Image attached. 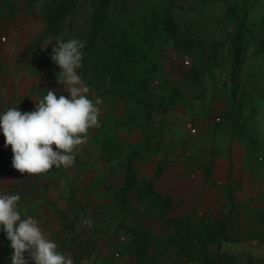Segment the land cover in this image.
Returning a JSON list of instances; mask_svg holds the SVG:
<instances>
[{
  "label": "rangeland",
  "instance_id": "obj_1",
  "mask_svg": "<svg viewBox=\"0 0 264 264\" xmlns=\"http://www.w3.org/2000/svg\"><path fill=\"white\" fill-rule=\"evenodd\" d=\"M10 8L42 30L36 39L43 55L53 47L44 49L48 41L86 42L80 69L89 92H121L103 130L109 148L102 161L93 160L83 175L51 170L55 178L43 181L41 198L29 207L58 251L74 264H264V192L242 199L224 188L215 198L174 206L140 180L128 186L119 157L129 150L137 171L147 155L169 154L178 119L172 112L212 98L228 101L225 128L261 144L264 0H0V12ZM20 52L4 62L22 68L30 58ZM4 103L0 98V114ZM93 141L89 130L85 150L96 148ZM14 179L6 174L4 189ZM114 191L130 199L123 214ZM88 219L92 227L83 223ZM3 240L11 248L6 234Z\"/></svg>",
  "mask_w": 264,
  "mask_h": 264
},
{
  "label": "crops",
  "instance_id": "obj_2",
  "mask_svg": "<svg viewBox=\"0 0 264 264\" xmlns=\"http://www.w3.org/2000/svg\"><path fill=\"white\" fill-rule=\"evenodd\" d=\"M25 18V12L19 15L11 8L10 11L0 12V39L2 36L9 38L6 46L0 42V98L7 109L10 105L18 107L21 112H31L35 110L36 99H42L48 90H55L57 97L70 94L57 81V73L61 71L59 66L54 62L49 64L52 49L46 55L41 54L42 43L38 44L36 37L42 30H34L30 23L26 25ZM19 51L24 58H30L25 66L21 68L16 63L4 62L5 55H16ZM38 57L42 60L37 62ZM77 71L82 77L81 69ZM88 95L93 101L97 98L102 100L99 126L90 129L96 148L90 146L85 150L83 145L80 146L76 150L74 165L66 169L82 175L93 160L102 161L105 151L101 135L118 103L117 97L110 93L101 96L89 92ZM227 104L226 98H212L210 103L204 101L190 110H174L172 115H177L178 119L173 131V150L167 155H147L137 166L139 177L148 179L153 191L168 198L172 205H194L207 198H215L224 188H232L242 199L257 197L264 192V99L257 113L263 141L256 145L234 136L224 127L221 120ZM218 117L220 121H217ZM192 128H196L195 133ZM129 153V150L126 152L123 149L120 157L123 162L130 156ZM54 169L57 168L51 170ZM50 171L42 174L43 186L46 178H55Z\"/></svg>",
  "mask_w": 264,
  "mask_h": 264
},
{
  "label": "clouds",
  "instance_id": "obj_3",
  "mask_svg": "<svg viewBox=\"0 0 264 264\" xmlns=\"http://www.w3.org/2000/svg\"><path fill=\"white\" fill-rule=\"evenodd\" d=\"M50 44V58L61 69L57 81L70 95L57 97L55 90H48L42 99H36L35 110L21 112L10 107L0 114L5 147L11 146L13 153L12 167L29 176L46 174L53 167H72L76 150L87 143L89 130L99 126L102 100L89 98L90 89L77 71L86 42L57 39L55 44H44V49ZM20 200L19 194L0 193V230L11 242V264H29V260L34 264H74L45 236L36 218H22ZM83 223L93 226L91 219Z\"/></svg>",
  "mask_w": 264,
  "mask_h": 264
},
{
  "label": "trees",
  "instance_id": "obj_4",
  "mask_svg": "<svg viewBox=\"0 0 264 264\" xmlns=\"http://www.w3.org/2000/svg\"><path fill=\"white\" fill-rule=\"evenodd\" d=\"M117 90L118 89H108V92L110 94L115 95V96H121V92L119 90L118 91ZM101 141H102L103 149H104L105 153H107L106 149H108L109 147L103 145L104 143L106 144V140H105L103 135H101ZM4 142H5V138H3V136H0V193L19 194L20 195L21 200L18 203V207L21 211V215L23 218L25 216H28V213L30 211L29 207L39 200L41 190L44 187L42 185L43 175H30L29 176L27 173L22 174L19 171L15 170L11 164L12 157H13L11 146L4 147L3 146V145H5ZM127 156H128V154H127ZM131 156L132 155L130 154V156H128L127 159H125L126 161L124 162L127 166L126 170L128 172V175H129L127 180H126L127 185L128 186L131 185L133 180H137V181L140 180L141 182H143L144 186L149 187L150 194L152 196H154L156 199H158L160 201L170 202V200L168 198L159 196L153 191L148 179L139 177L138 172L136 170H134L135 169L134 163H133ZM119 157H121V156H119ZM9 172L13 173L15 175V179L12 183L9 184L7 189H4V187L1 184V181L3 180L4 176L6 174H8ZM130 188L131 187H127L124 190V192H126V193L131 192L132 190ZM114 189L117 190V187L112 186V190H114ZM114 192H116L117 194L113 193V194H115L113 197V200L117 199V202H118L120 199V202L122 204V207L120 209L122 210V214H123L125 211L124 208L127 207V202H129L130 199H127L124 196L118 198L119 193L117 191H114ZM67 201H66V203H67L66 208L69 207L68 206L69 201L68 202ZM24 208H27V212L25 214L23 212ZM36 217H37V215H36ZM101 232L105 233V234L108 233L104 229H102ZM4 236H5V233L2 230H0V264H11V256L13 254V250L11 248L8 249V248L4 247V245H3ZM10 244H11V242H10ZM109 245L114 247L115 243L110 242ZM26 255H27V253H25V256ZM83 257L85 258L87 256H83Z\"/></svg>",
  "mask_w": 264,
  "mask_h": 264
},
{
  "label": "built area",
  "instance_id": "obj_5",
  "mask_svg": "<svg viewBox=\"0 0 264 264\" xmlns=\"http://www.w3.org/2000/svg\"><path fill=\"white\" fill-rule=\"evenodd\" d=\"M2 40H6V37L5 36H3L2 37ZM221 120V118H217V121H220ZM193 133H195L196 132V128H192V130H191Z\"/></svg>",
  "mask_w": 264,
  "mask_h": 264
},
{
  "label": "water",
  "instance_id": "obj_6",
  "mask_svg": "<svg viewBox=\"0 0 264 264\" xmlns=\"http://www.w3.org/2000/svg\"><path fill=\"white\" fill-rule=\"evenodd\" d=\"M56 65V64H55Z\"/></svg>",
  "mask_w": 264,
  "mask_h": 264
}]
</instances>
